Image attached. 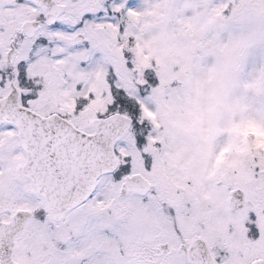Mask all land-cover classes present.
I'll return each instance as SVG.
<instances>
[{
    "label": "snow or ice",
    "instance_id": "1",
    "mask_svg": "<svg viewBox=\"0 0 264 264\" xmlns=\"http://www.w3.org/2000/svg\"><path fill=\"white\" fill-rule=\"evenodd\" d=\"M0 264H264V0H0Z\"/></svg>",
    "mask_w": 264,
    "mask_h": 264
}]
</instances>
